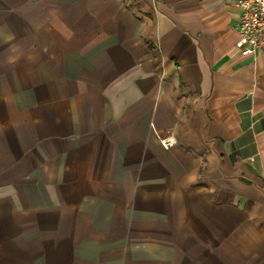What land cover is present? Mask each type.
Returning <instances> with one entry per match:
<instances>
[{"label":"crops","instance_id":"0c3cea01","mask_svg":"<svg viewBox=\"0 0 264 264\" xmlns=\"http://www.w3.org/2000/svg\"><path fill=\"white\" fill-rule=\"evenodd\" d=\"M236 2L0 0V264H264Z\"/></svg>","mask_w":264,"mask_h":264},{"label":"built area","instance_id":"2783aa9c","mask_svg":"<svg viewBox=\"0 0 264 264\" xmlns=\"http://www.w3.org/2000/svg\"><path fill=\"white\" fill-rule=\"evenodd\" d=\"M238 20L235 43L237 53L242 57L254 58L264 54V0H237ZM163 149L169 150L175 146L172 135L160 140Z\"/></svg>","mask_w":264,"mask_h":264}]
</instances>
